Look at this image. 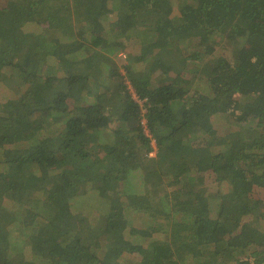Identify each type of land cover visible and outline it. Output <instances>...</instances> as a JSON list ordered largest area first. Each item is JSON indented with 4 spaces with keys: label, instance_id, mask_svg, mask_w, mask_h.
<instances>
[{
    "label": "trees",
    "instance_id": "1",
    "mask_svg": "<svg viewBox=\"0 0 264 264\" xmlns=\"http://www.w3.org/2000/svg\"><path fill=\"white\" fill-rule=\"evenodd\" d=\"M174 2L0 0V264H264V0Z\"/></svg>",
    "mask_w": 264,
    "mask_h": 264
},
{
    "label": "rangeland",
    "instance_id": "2",
    "mask_svg": "<svg viewBox=\"0 0 264 264\" xmlns=\"http://www.w3.org/2000/svg\"><path fill=\"white\" fill-rule=\"evenodd\" d=\"M60 1L65 3V2H67L69 0H60ZM195 2H196V0H175V2H174L175 9L178 11V10H180V7H182L184 4H186V3L192 4V3H195ZM105 19H112V20H114V15H111L110 14ZM114 34H115V32H114ZM111 35H113V34H111ZM223 46H227V44L225 43ZM134 47H135L134 49L137 50L139 46H138V44H137V46L135 44ZM225 48L229 50V48H227V47H225ZM127 61H128V58L126 56H124V55H120L117 58V60H116V63H118V65L121 68V72L120 73H122V74L125 72L123 66L127 64ZM177 66L178 67L176 68V70L174 72H171V75L180 76V77L182 76V78L189 79L191 81H195V79H196V76L195 75L189 74V73H186L185 72L186 71L185 65L182 66L180 64V65H177ZM153 77H156V76H153ZM18 91H19L18 87L15 86V97L17 96V92ZM7 97H9L8 92L6 94H4L1 98L5 99ZM215 120H217V118ZM222 120L225 121L227 119H224L223 118ZM11 141H13V139H11ZM154 148L156 149L155 145H154ZM155 155H156V151L153 152L151 156L152 157H155ZM5 172H7V171H5ZM216 176L219 178L218 175H215V174H213L210 171L209 172L203 171V172L198 173L197 179H198L199 182L204 183L205 184V187L207 186L209 188L208 189L209 192L216 193V191L218 190V187L220 185H222L221 187L228 188V184H227L228 182H224V183L220 184L219 182L216 181ZM245 201L246 200L243 199V198H240V199L238 198V199L235 200V203H245ZM100 202H101V200H99L98 204H100ZM105 202L106 201H103L102 204L105 203ZM90 203H92V202H90ZM12 204H13L12 202L6 200L4 206H7L8 208H12L13 211H15V209H17V208H15L14 206H12ZM105 208H108V207H105ZM73 212L80 213V210L73 209ZM20 215L21 214H19V218H20ZM19 218L16 221V223L13 224L12 227L14 228V230L15 229H18V234L20 236H22L23 238H25L26 235H27V233H26V227L24 228L23 225L28 224L29 221L26 220V224H25V222H24V216L22 215L21 216V219H19ZM40 220L35 221V222L38 224V222L40 223ZM42 221H43V219L41 220V222ZM90 221L93 223V218H90ZM32 224H33V222H32ZM126 227H127V221L125 220V218H122V219H120L118 221L116 220V221L110 223L109 226L107 227V235H106V239H105V242L107 243V245L109 243H112L115 239L117 240V235L118 234H122V233L124 234L125 232L123 231V229L126 228ZM117 228H118V230H117ZM30 229H32V228H30ZM30 229H28V230H30ZM22 233L24 234V236L21 235ZM126 238H128V235H127ZM101 246H102V249L103 250L106 249V246H105L104 243Z\"/></svg>",
    "mask_w": 264,
    "mask_h": 264
},
{
    "label": "crops",
    "instance_id": "3",
    "mask_svg": "<svg viewBox=\"0 0 264 264\" xmlns=\"http://www.w3.org/2000/svg\"><path fill=\"white\" fill-rule=\"evenodd\" d=\"M206 172H209V171H206ZM219 176V175H218ZM222 186V185H221ZM145 225H150V222L149 221H145V220H143V222H141V223H137L136 225H134V227L135 228H139V227H142V226H145ZM127 228V227H126ZM125 228V229H126ZM124 230V229H123ZM105 239H106V237H105ZM128 241H130V242H132V243H135L136 242V240H134V239H128V238H126ZM137 243V242H136ZM105 244V246L107 245V243L105 242L104 243ZM107 247V246H106Z\"/></svg>",
    "mask_w": 264,
    "mask_h": 264
},
{
    "label": "built area",
    "instance_id": "4",
    "mask_svg": "<svg viewBox=\"0 0 264 264\" xmlns=\"http://www.w3.org/2000/svg\"><path fill=\"white\" fill-rule=\"evenodd\" d=\"M144 134L146 135L147 138L152 139V141H153L152 143H153V145H155V140L152 138V135L150 134L148 129L145 128Z\"/></svg>",
    "mask_w": 264,
    "mask_h": 264
}]
</instances>
